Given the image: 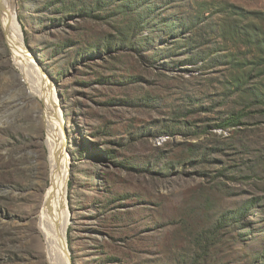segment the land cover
Wrapping results in <instances>:
<instances>
[{"label":"rangeland","instance_id":"obj_1","mask_svg":"<svg viewBox=\"0 0 264 264\" xmlns=\"http://www.w3.org/2000/svg\"><path fill=\"white\" fill-rule=\"evenodd\" d=\"M152 1L128 34L175 49L160 56L107 52L124 32L94 0H12L59 96L70 264H264V0ZM20 73L0 21V264H52L47 116Z\"/></svg>","mask_w":264,"mask_h":264},{"label":"bare ground","instance_id":"obj_2","mask_svg":"<svg viewBox=\"0 0 264 264\" xmlns=\"http://www.w3.org/2000/svg\"><path fill=\"white\" fill-rule=\"evenodd\" d=\"M0 21L3 23L16 64L20 67L21 79L29 86L28 94L31 99L42 101L47 116L52 171L51 185L45 194L40 212V229L46 237L48 259L52 264H70V254L66 246L70 158L66 155L57 89L46 77L36 58L31 56L25 47L12 0H0Z\"/></svg>","mask_w":264,"mask_h":264},{"label":"trees","instance_id":"obj_3","mask_svg":"<svg viewBox=\"0 0 264 264\" xmlns=\"http://www.w3.org/2000/svg\"><path fill=\"white\" fill-rule=\"evenodd\" d=\"M152 2H153L152 0L146 1L141 7L139 0H94V6H95L94 11L108 10L109 12L108 19L111 22L115 21L116 23L120 24L122 26V31L124 32V34H120L117 36L118 39L108 37L107 39L104 40L103 45L107 52H111L114 49V47L118 49L120 48L126 49L131 47L132 50L138 49V52L141 51L139 48L147 47L149 49L147 51H153L156 54V56H160L165 52H170L175 50L168 46L165 48L163 47L151 48V43L149 40L152 39L151 38L152 34L148 36L147 35L142 36V34H128V33H134V31L138 32V30L141 29L143 24L149 23L150 13L154 9V6L151 5ZM147 5L148 8H145L147 7ZM174 15L175 14L173 15L169 14L166 16L163 15L159 17L160 20L164 21L168 27L172 28V31H176V29H178V27L182 25L181 19ZM184 24L188 25V23L186 22ZM96 47L99 50L98 45ZM85 49L87 53L88 52L89 53L92 52L94 54L97 53L94 50V45L86 46ZM111 56L113 57L114 61L110 63L108 62V64H110L111 66H113L112 68H114V66H116L119 62L121 63V60L119 59V56L116 54L111 53ZM141 56L144 58H150L153 55L147 56V54H141ZM169 64H171V62L170 63L165 62L164 65H169ZM104 81L113 84H119V83H123L125 79L118 78L116 82H113L115 80H113V77L110 75L108 76L107 80ZM231 118L232 119L230 121L220 124L219 126L225 128L227 126H236L239 123H241V116L239 115L231 116ZM200 161L202 163H207L208 158L202 156V158H200ZM235 217L236 216H233V218ZM236 221L239 222L240 220L237 219Z\"/></svg>","mask_w":264,"mask_h":264}]
</instances>
